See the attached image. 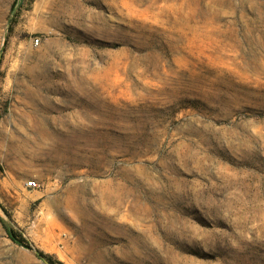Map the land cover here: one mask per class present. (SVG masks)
<instances>
[{
  "label": "rangeland",
  "instance_id": "374dc122",
  "mask_svg": "<svg viewBox=\"0 0 264 264\" xmlns=\"http://www.w3.org/2000/svg\"><path fill=\"white\" fill-rule=\"evenodd\" d=\"M36 249L264 264V0H0V264Z\"/></svg>",
  "mask_w": 264,
  "mask_h": 264
},
{
  "label": "trees",
  "instance_id": "16d2710c",
  "mask_svg": "<svg viewBox=\"0 0 264 264\" xmlns=\"http://www.w3.org/2000/svg\"><path fill=\"white\" fill-rule=\"evenodd\" d=\"M8 235L16 243L24 245L25 247L32 249V245L30 244V242H28L26 238H24V236L21 233H19L17 230H15L14 228L8 229ZM36 253L39 257L45 259L50 264H65L63 261L55 258L52 254L45 253L38 249H36Z\"/></svg>",
  "mask_w": 264,
  "mask_h": 264
},
{
  "label": "built area",
  "instance_id": "2783aa9c",
  "mask_svg": "<svg viewBox=\"0 0 264 264\" xmlns=\"http://www.w3.org/2000/svg\"><path fill=\"white\" fill-rule=\"evenodd\" d=\"M28 185H36V182H34V181H30V182H28Z\"/></svg>",
  "mask_w": 264,
  "mask_h": 264
}]
</instances>
